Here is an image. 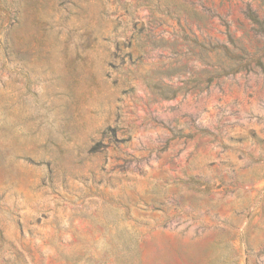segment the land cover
<instances>
[{
  "label": "rangeland",
  "instance_id": "1",
  "mask_svg": "<svg viewBox=\"0 0 264 264\" xmlns=\"http://www.w3.org/2000/svg\"><path fill=\"white\" fill-rule=\"evenodd\" d=\"M1 4L0 264H264V0Z\"/></svg>",
  "mask_w": 264,
  "mask_h": 264
},
{
  "label": "trees",
  "instance_id": "2",
  "mask_svg": "<svg viewBox=\"0 0 264 264\" xmlns=\"http://www.w3.org/2000/svg\"><path fill=\"white\" fill-rule=\"evenodd\" d=\"M0 10L4 11L8 18H10L9 9L2 5L0 6ZM246 16L257 25V30L264 34V20L260 19L258 14L251 8L247 7L245 11ZM183 39L189 43L193 48L198 47L203 51L211 52V51H219L222 50L228 55L230 58H238L243 59V56L236 55L226 44H206L200 41L198 38L193 37L189 34H185Z\"/></svg>",
  "mask_w": 264,
  "mask_h": 264
}]
</instances>
